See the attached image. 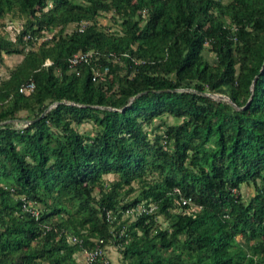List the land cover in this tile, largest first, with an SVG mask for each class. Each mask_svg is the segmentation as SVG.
Listing matches in <instances>:
<instances>
[{
	"label": "trees",
	"instance_id": "16d2710c",
	"mask_svg": "<svg viewBox=\"0 0 264 264\" xmlns=\"http://www.w3.org/2000/svg\"><path fill=\"white\" fill-rule=\"evenodd\" d=\"M107 11L115 24L97 21ZM6 12L24 20L0 31V57L21 53L0 77V264H96L75 252L97 237L126 264H264V0H0ZM139 202L152 207L122 215Z\"/></svg>",
	"mask_w": 264,
	"mask_h": 264
},
{
	"label": "rangeland",
	"instance_id": "374dc122",
	"mask_svg": "<svg viewBox=\"0 0 264 264\" xmlns=\"http://www.w3.org/2000/svg\"><path fill=\"white\" fill-rule=\"evenodd\" d=\"M108 14H109V11L101 13L100 15L97 16V21L101 22V23L115 24V23L111 22V18L108 16ZM23 20H24L23 16H17V15L11 14L9 12H6L2 17H0V21H2V24H0V31L9 37H12L14 32L18 28H20ZM71 26H72L71 23L65 24L64 29L68 30ZM51 31H53V28L44 29L43 35H49L51 33ZM202 53L209 60H211L213 58L212 53L210 51L206 50L205 48L202 49ZM20 56H21V53H19V52H10V53L2 52L1 53L0 77L4 76L6 74L8 67L13 65L20 58ZM208 94H210L211 96L216 97V98H227L225 95L219 94L217 92H208ZM161 116L166 121L178 120L177 117H173L169 113H162ZM14 120H15L16 124H20V122L22 121L21 118H16ZM157 120H158L157 117L153 118L154 122H156ZM77 127L80 130L89 131L92 127V123L89 120H83L77 124ZM144 127L146 129H149V124H147V123L144 124ZM103 175L105 178H110V177L114 176V174L111 172H106ZM132 182L134 184V189L129 191L126 194L127 196L133 194L137 189L136 188V182L135 181H132ZM238 191L240 192V194L243 198H247V196L253 192L252 182L241 181L239 183V186H238ZM142 205L143 204H141V202H139L136 205V208H135L136 210H133L131 212H123L122 215H125L128 219H130L135 215V213L137 212V209L141 208ZM155 217H156L155 218L156 221L153 223L154 225L155 224L164 225L167 222L166 218L160 212H157L155 214ZM236 236H238V234H236ZM104 246H105V253H106L107 257L109 258L110 264H126L120 258V252L117 248L116 243H113L112 241H107V242H105ZM75 257L77 259L84 260L83 254L81 253V251L75 252Z\"/></svg>",
	"mask_w": 264,
	"mask_h": 264
},
{
	"label": "built area",
	"instance_id": "2783aa9c",
	"mask_svg": "<svg viewBox=\"0 0 264 264\" xmlns=\"http://www.w3.org/2000/svg\"><path fill=\"white\" fill-rule=\"evenodd\" d=\"M96 51L92 48H86V49H76L73 50L68 56H67V64L69 67L74 68L75 65L80 61H86L90 57L94 55ZM49 62L48 58H45L43 60V63ZM106 68V65H103V69ZM76 71V69H75ZM95 75V72L92 74V77ZM32 79L28 78L26 81L22 82L19 85L20 90H29L32 87ZM143 204V203H141ZM135 204L133 207H127L124 209V212H131L133 210H136ZM152 207V204H148L147 206H144V204L141 206V208L137 209V212L139 210H149ZM107 216H112V212L106 211ZM72 239L75 238L74 235L71 236ZM105 244L101 243V237H97L95 239V243L90 247H82L81 253L83 254L84 261H89L92 259H97L96 264H110L109 258L107 257L105 253Z\"/></svg>",
	"mask_w": 264,
	"mask_h": 264
},
{
	"label": "water",
	"instance_id": "95a60500",
	"mask_svg": "<svg viewBox=\"0 0 264 264\" xmlns=\"http://www.w3.org/2000/svg\"><path fill=\"white\" fill-rule=\"evenodd\" d=\"M206 93H208V92H206ZM220 94V93H219Z\"/></svg>",
	"mask_w": 264,
	"mask_h": 264
}]
</instances>
